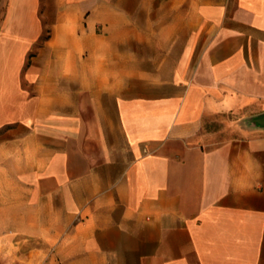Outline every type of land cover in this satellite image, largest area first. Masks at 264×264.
<instances>
[{"label":"crops","instance_id":"crops-1","mask_svg":"<svg viewBox=\"0 0 264 264\" xmlns=\"http://www.w3.org/2000/svg\"><path fill=\"white\" fill-rule=\"evenodd\" d=\"M57 1L0 19V264H264V0Z\"/></svg>","mask_w":264,"mask_h":264},{"label":"rangeland","instance_id":"rangeland-1","mask_svg":"<svg viewBox=\"0 0 264 264\" xmlns=\"http://www.w3.org/2000/svg\"><path fill=\"white\" fill-rule=\"evenodd\" d=\"M6 2L7 0H0V19H2L4 16H5V9H6ZM57 4H58V1L57 0H41V3H40V10H39V16L42 20H45L47 23L49 21H53L56 17V14H57ZM47 30L48 28L46 29V32L47 33ZM242 117V119L244 120V118L247 117V114L246 115H242L240 116ZM218 119H220V121L222 122V120H226L228 119V116H221L219 117ZM207 128L208 130L210 131H222V136H225L226 133L228 131V134H229V124L228 123H219L218 121H216L215 117H213L211 119V121L207 122ZM227 128V129H226ZM225 130V131H224ZM219 137V138H209L207 139V141L209 143H214L215 141L221 139V138H224V137Z\"/></svg>","mask_w":264,"mask_h":264},{"label":"water","instance_id":"water-1","mask_svg":"<svg viewBox=\"0 0 264 264\" xmlns=\"http://www.w3.org/2000/svg\"><path fill=\"white\" fill-rule=\"evenodd\" d=\"M246 125L255 128H264V111L251 114L244 118Z\"/></svg>","mask_w":264,"mask_h":264}]
</instances>
